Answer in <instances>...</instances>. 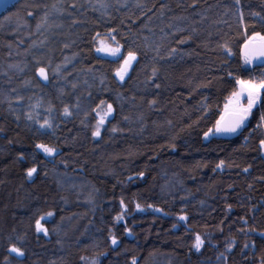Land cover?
Masks as SVG:
<instances>
[{
    "label": "trees",
    "instance_id": "obj_1",
    "mask_svg": "<svg viewBox=\"0 0 264 264\" xmlns=\"http://www.w3.org/2000/svg\"><path fill=\"white\" fill-rule=\"evenodd\" d=\"M254 33L264 35V0H19L7 9L0 264H264V103L237 133L205 138L236 80L264 78V65L241 55ZM106 35L137 56L123 83L119 62L95 54ZM108 104L113 116L93 137ZM41 217L47 235L36 231ZM10 246L25 255H8Z\"/></svg>",
    "mask_w": 264,
    "mask_h": 264
},
{
    "label": "snow or ice",
    "instance_id": "obj_2",
    "mask_svg": "<svg viewBox=\"0 0 264 264\" xmlns=\"http://www.w3.org/2000/svg\"><path fill=\"white\" fill-rule=\"evenodd\" d=\"M235 3L239 5L240 0H235ZM0 6L4 8L10 7L9 0H0ZM74 7V5H73ZM29 15H32L30 12ZM243 13H241V17ZM46 22V18H45ZM39 28L40 25H37ZM99 34H97L98 36ZM183 43V41H180ZM102 46L96 49L97 52H106L110 56H120L121 55V46L115 41V38H112L111 44L107 42H101ZM227 50V49H225ZM175 49H172V52H175ZM230 55V52H229ZM241 55L244 60L245 64H252L253 60L256 58H264V35L260 33H254L249 39L245 42L242 50ZM137 61V56L135 53L129 51L126 57H123V63L120 65L119 70L115 73V76L120 80L124 81L125 76L128 75L129 70L132 68L133 62ZM264 63V59L261 61ZM61 71V66H57L56 74L58 75ZM155 75V71L153 72ZM36 75L43 81H47L49 79L48 70L45 67H39L37 69ZM236 84L239 86V91L233 93V99L230 100L229 104L225 105V115H222L220 119L216 121L215 125V133L217 134H235L240 129H242L245 125V121L248 119L249 115L252 113L253 108L258 103H264V78L260 80L254 79H237ZM75 87V85L73 86ZM242 96L247 97V106H243L240 103V98ZM103 101H101V105H103ZM113 113V106L112 104L107 105V110L104 112L103 116L98 119V124L96 130L92 132L93 137H98L100 135V127L104 125L106 119L111 116ZM72 113L70 112L69 108L66 106L64 108V115L70 116ZM41 128L50 127V124L47 120L44 121L43 124L40 125ZM258 127H264V115L260 117V124ZM115 131V129H113ZM212 132V129H209V132L205 133V137L207 138L209 134ZM36 148L39 149L41 152L44 153L46 156H54L56 154V150L52 147H49L45 144H37ZM260 148L264 150V139L260 141ZM224 164L223 161L220 162L217 167H222ZM247 171V169H245ZM37 172V168L32 167L29 168L26 172L28 177H32L34 173ZM142 175V174H141ZM123 208V203L121 204ZM151 207V206H149ZM137 210H141L140 206L137 205ZM156 211H160L156 209ZM53 213L49 212L48 217H51ZM46 219L45 217H41L40 220L36 221V231L37 233L43 232L47 235V229H45L42 224L41 220ZM118 219H122V217H118ZM185 216H180L179 220H186ZM112 244L116 245L117 241L115 238H112ZM204 241L201 239L199 235L195 237V242L192 245L197 251L201 249L203 246ZM8 255L15 254L16 257H23L25 253L22 251L21 248L17 246H10L7 249ZM3 264H9L8 256H5ZM95 264V262H93Z\"/></svg>",
    "mask_w": 264,
    "mask_h": 264
},
{
    "label": "rangeland",
    "instance_id": "obj_3",
    "mask_svg": "<svg viewBox=\"0 0 264 264\" xmlns=\"http://www.w3.org/2000/svg\"><path fill=\"white\" fill-rule=\"evenodd\" d=\"M112 36H110V35H106V36H100V37H97L96 38V44H95V54L98 56V57H101V58H104V59H108V60H112V61H118L119 62V67H118V70H119V68H120V65L123 63V57H126L127 55H125V54H123V52H122V48H121V55L120 56H110V55H108L106 52H103V51H101V52H97L96 51V49L98 48V47H101L102 46V44H101V42H107V43H109V44H111V42H112ZM247 66H250V64H247ZM117 70V71H118ZM130 71V70H129ZM126 77L127 76H125V79H126ZM124 79V80H125ZM117 80L119 81V83H123L124 81H120L118 78H117ZM239 91V86L237 85V92ZM233 99V95L229 98V100L226 102V104H229V102H230V100H232ZM240 103L243 105V106H247V97L246 96H242L241 98H240ZM258 105V104H257ZM257 105L253 108V110L257 107ZM106 110H107V105H105V106H102L101 108H99L98 110H97V112H96V125H95V130H96V127H97V124H98V119L101 117V116H103V114H104V112H106ZM252 110V111H253ZM222 115H225V106H224V109H223V111H222V113H221V116ZM112 116H113V113H112V115L111 116H109L107 119H106V121H105V123H104V125L103 126H101L100 127V133H101V131H102V129H103V127L105 126V124L112 118ZM249 117H250V115H249ZM249 117H248V119L245 121V125L247 124V122H248V120H249ZM244 125V126H245ZM241 130V129H240ZM221 134H217V133H215V128L212 130V132L209 134V136L206 138V139H209V138H211V137H214V136H220ZM96 138H98V137H96ZM39 150V149H38ZM39 152L44 156V157H46V158H52L53 156H46V155H44V153L43 152H41L40 150H39ZM261 154H262V156H264V150H261ZM41 234H44L43 232H40ZM87 264H92V262H87Z\"/></svg>",
    "mask_w": 264,
    "mask_h": 264
},
{
    "label": "water",
    "instance_id": "obj_4",
    "mask_svg": "<svg viewBox=\"0 0 264 264\" xmlns=\"http://www.w3.org/2000/svg\"><path fill=\"white\" fill-rule=\"evenodd\" d=\"M19 0H9V2H10V7H12L15 3H17ZM10 7H8V8H4L3 6H0V16L7 10V9H9ZM262 59H264V58H256V59H254L253 60V63L252 64H263L264 65V63H262L261 61H262ZM223 135H226V136H229V135H233V134H223Z\"/></svg>",
    "mask_w": 264,
    "mask_h": 264
}]
</instances>
